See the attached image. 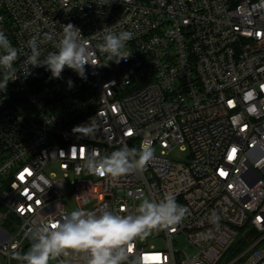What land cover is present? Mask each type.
I'll use <instances>...</instances> for the list:
<instances>
[{"label": "built area", "instance_id": "2783aa9c", "mask_svg": "<svg viewBox=\"0 0 264 264\" xmlns=\"http://www.w3.org/2000/svg\"><path fill=\"white\" fill-rule=\"evenodd\" d=\"M68 23L95 52L86 79L27 64V42L52 35L43 60ZM108 30L132 33L127 61L97 48ZM0 31L20 52L17 78L0 91V264H21L32 230L61 218L68 196L86 211L128 215L168 195L188 214L136 238L127 264H264V0H0ZM92 120L93 136L72 132ZM125 144L153 149L143 171L85 168L87 154ZM175 148L183 160L171 158ZM53 261L86 264L71 251Z\"/></svg>", "mask_w": 264, "mask_h": 264}, {"label": "clouds", "instance_id": "9594fccd", "mask_svg": "<svg viewBox=\"0 0 264 264\" xmlns=\"http://www.w3.org/2000/svg\"><path fill=\"white\" fill-rule=\"evenodd\" d=\"M27 27V25H25ZM133 38L132 33L106 31L103 43L97 45L108 61L119 64L127 61L132 52L126 51V44ZM52 35L45 34L44 40L33 37L27 42L31 54L27 64L32 67L46 66L52 78L60 79L65 68L75 71L86 79V65H98L95 52L88 41L82 38L81 30L68 23L63 25V35L56 43V51L49 52L41 60L40 44L51 41ZM20 55L4 32L0 31V91H5L9 81L17 78L14 63ZM30 74L29 71L24 73ZM72 86V81H69ZM94 120L73 127L72 132L91 137L96 132ZM154 156L153 149L142 144L139 149L129 148L126 144L120 149L101 157L95 150L86 155L84 166L90 174L119 177L131 172L143 171ZM137 214H116L106 206L97 214L81 208L65 213L36 226L32 232L30 249L15 257L21 264H50L71 252L84 256L86 264H127L132 242L143 238L154 229L170 228L179 225L189 210L180 205L174 196H165L159 202L144 198L136 209ZM61 264H64L61 261ZM134 264H139L137 259Z\"/></svg>", "mask_w": 264, "mask_h": 264}, {"label": "rangeland", "instance_id": "374dc122", "mask_svg": "<svg viewBox=\"0 0 264 264\" xmlns=\"http://www.w3.org/2000/svg\"><path fill=\"white\" fill-rule=\"evenodd\" d=\"M171 158L175 159V160H183L186 156V152L184 150H181L179 148H175L172 152H171ZM56 168L55 166H51L49 169H47V172L49 171H55ZM60 205L63 207V210L67 212H70L74 209H77V206L75 204V201L73 199L72 196H68L64 199H62ZM3 211V208L0 207V212ZM8 221H11V218H9ZM3 226L5 228H7V225L4 223ZM8 230L10 231V228H8ZM156 248H161L162 244L160 242L158 243H154L153 244ZM175 248L180 249V250H185V243L183 242V240L181 238H177L176 243H175ZM264 249V246H263ZM233 254L230 255V257H232ZM50 264H54V261H50Z\"/></svg>", "mask_w": 264, "mask_h": 264}, {"label": "trees", "instance_id": "16d2710c", "mask_svg": "<svg viewBox=\"0 0 264 264\" xmlns=\"http://www.w3.org/2000/svg\"><path fill=\"white\" fill-rule=\"evenodd\" d=\"M238 250H239V248H236V249L233 248V249H231V253H232V254L237 253Z\"/></svg>", "mask_w": 264, "mask_h": 264}, {"label": "water", "instance_id": "95a60500", "mask_svg": "<svg viewBox=\"0 0 264 264\" xmlns=\"http://www.w3.org/2000/svg\"><path fill=\"white\" fill-rule=\"evenodd\" d=\"M254 234V230L249 231V235L252 236Z\"/></svg>", "mask_w": 264, "mask_h": 264}, {"label": "snow or ice", "instance_id": "6c2138e0", "mask_svg": "<svg viewBox=\"0 0 264 264\" xmlns=\"http://www.w3.org/2000/svg\"><path fill=\"white\" fill-rule=\"evenodd\" d=\"M233 152H235V149H233ZM129 250L131 251V248Z\"/></svg>", "mask_w": 264, "mask_h": 264}]
</instances>
